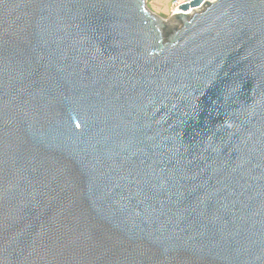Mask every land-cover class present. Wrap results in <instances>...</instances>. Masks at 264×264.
Instances as JSON below:
<instances>
[{
    "label": "water",
    "instance_id": "obj_1",
    "mask_svg": "<svg viewBox=\"0 0 264 264\" xmlns=\"http://www.w3.org/2000/svg\"><path fill=\"white\" fill-rule=\"evenodd\" d=\"M180 10L0 0V264H264V0Z\"/></svg>",
    "mask_w": 264,
    "mask_h": 264
},
{
    "label": "built area",
    "instance_id": "obj_2",
    "mask_svg": "<svg viewBox=\"0 0 264 264\" xmlns=\"http://www.w3.org/2000/svg\"><path fill=\"white\" fill-rule=\"evenodd\" d=\"M191 1L193 0H171L170 15L180 13V6L182 4L190 3ZM188 13H192V10L188 11Z\"/></svg>",
    "mask_w": 264,
    "mask_h": 264
},
{
    "label": "crops",
    "instance_id": "obj_3",
    "mask_svg": "<svg viewBox=\"0 0 264 264\" xmlns=\"http://www.w3.org/2000/svg\"><path fill=\"white\" fill-rule=\"evenodd\" d=\"M148 2H151L153 7L158 10L165 8L167 12L170 11L171 0H148Z\"/></svg>",
    "mask_w": 264,
    "mask_h": 264
},
{
    "label": "rangeland",
    "instance_id": "obj_4",
    "mask_svg": "<svg viewBox=\"0 0 264 264\" xmlns=\"http://www.w3.org/2000/svg\"><path fill=\"white\" fill-rule=\"evenodd\" d=\"M148 7L153 11L155 12L156 14L162 16V17H168L170 15V11L167 12V10L165 8H162V9H156L155 7H153L152 3L151 2H148Z\"/></svg>",
    "mask_w": 264,
    "mask_h": 264
},
{
    "label": "bare ground",
    "instance_id": "obj_5",
    "mask_svg": "<svg viewBox=\"0 0 264 264\" xmlns=\"http://www.w3.org/2000/svg\"><path fill=\"white\" fill-rule=\"evenodd\" d=\"M192 12H194V11H192Z\"/></svg>",
    "mask_w": 264,
    "mask_h": 264
}]
</instances>
